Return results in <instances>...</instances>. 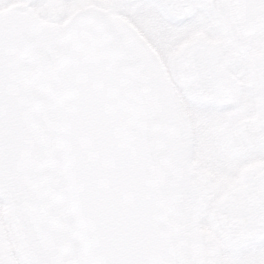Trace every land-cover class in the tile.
<instances>
[{"label":"rangeland","instance_id":"374dc122","mask_svg":"<svg viewBox=\"0 0 264 264\" xmlns=\"http://www.w3.org/2000/svg\"><path fill=\"white\" fill-rule=\"evenodd\" d=\"M88 1L92 0H81L80 3L87 5L85 3ZM105 9L103 11L106 13ZM16 16L22 17L23 22L0 33V144L9 145V149L14 152V160L10 163L13 167H8L17 178L18 185L17 198L13 205H17L15 212L30 215L28 222L25 223L24 220L28 233L27 243L31 254L39 262L46 259L48 264H78L71 228L66 223V206L49 142V128L44 121V82L39 80L37 73L41 65L44 76H49L48 68L53 66L62 26L60 28L50 22L49 30L45 33L42 21L28 13L22 5H17L14 9L9 0H2L0 17ZM153 54L155 55L154 50ZM128 56L147 114V137L165 199L176 261L178 264H194L197 257L201 258V262L197 264H229L230 249L251 239L250 235L236 229L225 235L220 222L223 212H218L219 198L223 195L219 191L217 179L210 182L213 179L210 177L209 184L191 188L189 157H183L184 153L181 152L184 149L180 150L177 146H183L176 139L182 131L175 132L173 136L176 140L172 144L176 146L173 157L170 142L172 132L164 133V138L163 135L159 137L160 134H156L160 124L157 113L162 111V107L167 110L168 103L179 101L180 96L162 84L159 74L148 68V61L140 53L130 47ZM164 76L166 78V72ZM158 107L160 110L155 113ZM174 108L173 121L185 119L189 122L186 103L182 106L174 105ZM224 119L222 127L226 131L232 130V119ZM241 121L243 124L244 117ZM10 134L14 136L12 140ZM247 150L243 148V151ZM160 168L164 170V180L161 178ZM209 172V176L217 175L213 166ZM28 179L31 180L30 185ZM22 189L23 196L20 193ZM226 194L227 197L229 193ZM208 195H211L210 205L204 198ZM0 212H3L1 208ZM203 215H206L209 224ZM212 216L216 218L217 224ZM245 217L243 214V219ZM1 228L3 230L2 224ZM239 236L244 238L238 239ZM192 245H198L200 250L195 248L191 252ZM248 259L250 264H255L256 260L264 264V255L253 254Z\"/></svg>","mask_w":264,"mask_h":264},{"label":"water","instance_id":"95a60500","mask_svg":"<svg viewBox=\"0 0 264 264\" xmlns=\"http://www.w3.org/2000/svg\"><path fill=\"white\" fill-rule=\"evenodd\" d=\"M110 33L103 21L76 36L69 30L59 79L46 91L64 191L78 205L81 262L174 264L141 100Z\"/></svg>","mask_w":264,"mask_h":264},{"label":"flooded vegetation","instance_id":"af4514ba","mask_svg":"<svg viewBox=\"0 0 264 264\" xmlns=\"http://www.w3.org/2000/svg\"><path fill=\"white\" fill-rule=\"evenodd\" d=\"M9 1L12 8L16 9L17 5H22L28 13L36 16L37 20H41L45 33L49 30L50 22H54L61 28L73 11L82 6L81 0H73L72 6L67 9L45 5L44 0ZM92 2L95 6H106V0H92ZM1 3L2 0H0V6ZM105 8L106 19L121 41L127 55L130 53V47L127 43L125 28L136 32L140 40L147 41L126 17L110 7ZM14 26L16 25L11 27ZM201 45L207 46L213 54L222 56L224 61L222 64L213 65L217 74L216 78L207 83L199 79L192 80L191 95L207 99L211 101V104L203 112L194 113L188 108L186 114L189 112V115L187 114L189 122L185 119L177 122L172 118L174 105L184 104L182 98L177 102H169L168 109L165 110L162 107L159 114L158 107L156 116L160 124L156 134H160L159 137L163 135L164 138V133L172 132L170 140L172 145L176 142L173 139L175 132L182 131L180 137L176 139L183 146H177L180 150L184 149L181 152L184 153L181 154L183 157H189L191 188L209 184L217 179L219 191L223 195L220 198L218 212H224L225 216L223 215L221 219L226 232L234 229L252 234L264 232V156L252 157L232 164L226 173L215 171L218 177L209 176L212 164L208 145L210 133L217 136L224 148L238 151H243V148L248 149L249 140L257 138V134L264 136V0H256L253 6L243 3L242 0H233L232 3L217 8L204 27L193 30L187 35L182 41L181 48H195ZM39 68L38 78L42 81L45 79V72L41 65ZM224 106H227L226 110ZM193 115L198 117L195 123L192 120ZM224 117L232 119V130L226 131L222 127L225 122ZM242 117H244L243 124ZM237 129L243 134L242 136L236 135ZM10 136L12 140L14 136L12 134ZM197 136L200 142L195 145V151H193V141ZM175 147L171 146L172 157L175 155ZM159 158L161 159L160 156ZM13 160V149L10 150L9 145L0 144V202L2 204L0 208L3 211L0 212V264H11L14 252L20 253L29 264H48L46 259L39 262V259L30 252L27 228L24 227V220L25 223L28 222L27 218L30 215L25 212H15L17 205L13 204L17 198V178L13 176L10 168L8 169L9 165L12 166L10 163ZM159 172L164 180V170L160 168ZM210 177L213 179L209 180ZM30 182L31 180L28 179V185ZM227 192L229 195L226 197ZM20 193L23 194V189ZM243 214L246 215L245 219ZM198 262H201V258L195 257L194 264Z\"/></svg>","mask_w":264,"mask_h":264},{"label":"snow or ice","instance_id":"6c2138e0","mask_svg":"<svg viewBox=\"0 0 264 264\" xmlns=\"http://www.w3.org/2000/svg\"><path fill=\"white\" fill-rule=\"evenodd\" d=\"M232 2L233 0H106V6L126 17L145 37L150 48L138 38L136 32L124 29L128 45L148 61V68L158 73L162 82L182 97L188 108L195 113L203 112L211 101L191 95L192 80L199 79L207 83L216 78L213 65L222 64L224 61L222 56L213 54L205 45L181 48V44L190 32L204 27L217 8ZM242 2L253 6L256 0ZM72 3L73 0H44L45 5L62 9L71 7ZM22 22L23 18L19 16L0 17V33ZM95 23L97 18L91 13H85L74 20L70 31L76 36L83 28ZM224 108L226 110L227 106ZM197 119L196 115L192 116L193 123ZM236 135L243 134L237 129ZM199 142L197 136L193 141V151ZM208 145L210 162L218 173H223L230 165L242 160L264 156V136L260 134L249 140L247 151L224 148L214 133L209 134ZM204 198L210 205L211 195ZM253 254L264 255V232L254 233L251 239L230 249L229 264H250L248 258ZM11 264L29 262L20 253L14 252ZM255 264H260V261L256 260Z\"/></svg>","mask_w":264,"mask_h":264}]
</instances>
